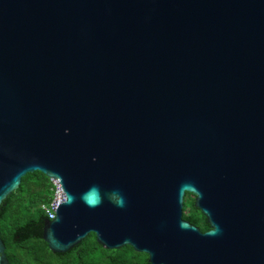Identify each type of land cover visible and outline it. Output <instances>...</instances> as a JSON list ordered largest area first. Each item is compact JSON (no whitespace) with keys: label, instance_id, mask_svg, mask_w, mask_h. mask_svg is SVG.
<instances>
[{"label":"water","instance_id":"water-1","mask_svg":"<svg viewBox=\"0 0 264 264\" xmlns=\"http://www.w3.org/2000/svg\"><path fill=\"white\" fill-rule=\"evenodd\" d=\"M34 172L52 253L264 264V0H0V206Z\"/></svg>","mask_w":264,"mask_h":264},{"label":"trees","instance_id":"trees-1","mask_svg":"<svg viewBox=\"0 0 264 264\" xmlns=\"http://www.w3.org/2000/svg\"><path fill=\"white\" fill-rule=\"evenodd\" d=\"M51 189L50 180L43 174L29 173L1 204L0 239L9 264H149L147 255L136 253L130 247L104 250L94 234H89L67 253H52L42 237L46 216L41 209L50 203ZM191 196H184L183 219L206 232L209 226L194 208Z\"/></svg>","mask_w":264,"mask_h":264},{"label":"built area","instance_id":"built-area-1","mask_svg":"<svg viewBox=\"0 0 264 264\" xmlns=\"http://www.w3.org/2000/svg\"><path fill=\"white\" fill-rule=\"evenodd\" d=\"M52 184V199L48 205H42L41 209L44 212V215L46 216V220H53L55 218V213L58 208V205L61 200V193L59 186L56 184L55 181H50Z\"/></svg>","mask_w":264,"mask_h":264},{"label":"rangeland","instance_id":"rangeland-1","mask_svg":"<svg viewBox=\"0 0 264 264\" xmlns=\"http://www.w3.org/2000/svg\"><path fill=\"white\" fill-rule=\"evenodd\" d=\"M190 199H194V196H191Z\"/></svg>","mask_w":264,"mask_h":264}]
</instances>
